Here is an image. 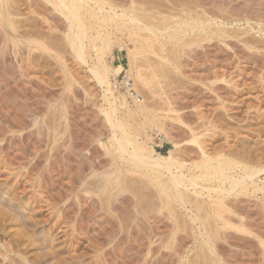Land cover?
Returning a JSON list of instances; mask_svg holds the SVG:
<instances>
[{
    "label": "rangeland",
    "instance_id": "1",
    "mask_svg": "<svg viewBox=\"0 0 264 264\" xmlns=\"http://www.w3.org/2000/svg\"><path fill=\"white\" fill-rule=\"evenodd\" d=\"M51 1L0 0V264H264V191L249 185L207 198L201 187L229 189V183L204 181L202 155L187 143L197 136L207 161L234 163V177L244 167L264 169V0H110L117 14L147 1L142 14L162 7L168 15L149 23L160 28L169 17L164 23L181 31L177 55L163 52L162 67L157 53L144 55L151 69L147 60L139 63L143 75H160L148 86L132 80L141 107L123 85L126 52L120 56L114 44L101 58L96 49L109 35L133 50L128 32L113 23L98 27L100 15L87 2L81 63L71 49L69 23ZM161 37L166 45L176 42ZM95 54L101 63L122 66L110 76L111 90L125 95L127 106L117 108L112 123L123 122L139 144L150 137L148 145L161 157L177 144L173 155L188 165L184 174L200 177L195 190L183 193L184 206L164 176L127 165L115 152L111 137L122 132L102 114L109 104L90 73L99 65ZM149 114L164 125L163 137L145 125ZM217 198L224 205L219 216Z\"/></svg>",
    "mask_w": 264,
    "mask_h": 264
},
{
    "label": "bare ground",
    "instance_id": "2",
    "mask_svg": "<svg viewBox=\"0 0 264 264\" xmlns=\"http://www.w3.org/2000/svg\"><path fill=\"white\" fill-rule=\"evenodd\" d=\"M54 1L53 3L55 4V8L58 9V12L60 11L62 14H64V19H66L69 23V26H68V29L71 30L70 32V36H69V39H71V49H73L74 53H75V57L78 59V61L80 60L81 63H85V59H84V47H85V38L87 37V32L88 30H86L87 26L85 25V22L84 19L82 18V13H81V10H83V6L87 3V2H93L94 5L96 6L95 7V10L98 11L99 13V17L96 18L97 22L100 21V25L101 26H98V27H107L110 23L114 24L115 25V28L114 29H123V31H126L128 32V36L126 37L125 35V38H128L127 41H131L130 43L133 44V50H128V49H125V47L120 43V41H113L111 42L112 40L109 39V35L103 37V38H106L105 40L103 39L102 43L100 42V45L98 46L97 49V53H99L101 55V58H103L105 55H107L109 53L110 55V52L114 46V44L116 45V47L118 48V54L121 56L123 51L126 52V57L128 58V61H129V68L127 70V73H126V77L124 78L125 80L123 81V85L126 87L127 89V95L128 96H131L132 99H133V102L135 103L136 105V102L138 100V92L137 90L134 88V84L131 83L132 80H134V78H137L139 79L143 84L144 86H148L149 83L151 82L150 80L156 75H154L155 72L153 70L152 73H150V75L148 76H145L141 73V69H140V65L139 63L140 62H143L145 60L148 59V57L146 58V56L144 57V55L148 53H151L152 55H154L155 57H157L159 54V57H158V60H160V63H158L159 66L161 65H164L163 63V60L165 59L163 57V52H167L168 54V58H169V55H171V53H173V55H177L176 54V49L178 47V45H180V42L182 43V39L180 38V23H176L175 26L179 28V31L180 32H175L172 30V27L169 26V24L164 23V21H166L169 17L167 18H164L165 20H160V24L164 25L165 26H157L158 28L154 27L152 24L154 21L153 20V17L155 15L159 16L160 13H163L161 12V9L160 10H157L158 8L155 7V11H153L151 13V15H145V14H142L148 10H146V8L144 7L146 5V3H144V5H140L141 7H137V8H140L139 10L135 9V7L133 8V10L130 12L129 11V14L124 10L122 9L121 11L122 14H117L116 10L117 8H115L116 10L114 11V9L111 7V4L110 3V0L109 2L107 0H52ZM51 1V2H52ZM128 1V0H127ZM132 4L135 3L134 0H132ZM140 1V0H139ZM143 1V0H142ZM141 1V2H142ZM152 1V0H151ZM155 1V0H153ZM160 1V0H159ZM166 1V0H165ZM172 1V0H171ZM170 1V2H171ZM144 2V1H143ZM156 2V1H155ZM162 2V0H161ZM131 3V2H130ZM137 3V2H136ZM151 3V2H150ZM173 3V2H172ZM175 3V2H174ZM180 3V2H179ZM115 4V2H114ZM113 4V5H114ZM152 4V3H151ZM154 4V3H153ZM157 4V3H156ZM155 4V5H156ZM161 4V3H160ZM170 4V3H169ZM93 5V6H94ZM163 5V4H162ZM161 5V6H162ZM175 5V4H174ZM177 5V4H176ZM123 6V5H122ZM128 6V5H127ZM139 6V5H138ZM143 6V7H142ZM154 6V5H153ZM184 6V4H183ZM182 6V7H183ZM196 6H199V5H196ZM86 7V6H85ZM88 7V6H87ZM107 7L109 8V10L107 9ZM119 7V5H118ZM147 7V6H146ZM159 7V6H158ZM165 7V6H163ZM168 7V6H167ZM191 7V6H190ZM149 8V7H148ZM151 10H153L154 7L151 6ZM160 8V7H159ZM166 8V7H165ZM175 8V7H174ZM132 9V8H131ZM167 9V8H166ZM173 8L170 7V10H172ZM191 9V8H189ZM120 10V8H119ZM165 10V9H164ZM169 10V11H170ZM168 11V9L166 10ZM177 11V10H176ZM185 11V10H183ZM196 11V10H195ZM92 12V10H91ZM90 12V13H91ZM94 12V11H93ZM175 12V10H174ZM173 12V13H174ZM180 12V10H179ZM193 12V11H192ZM191 12V13H192ZM166 13V12H165ZM163 13V14H165ZM172 13V14H173ZM178 13V12H177ZM84 14V13H83ZM86 14V13H85ZM171 14V12H170ZM182 14V13H181ZM200 14V13H199ZM91 15V14H90ZM146 16L145 18L148 20L145 21V19H142L143 17L142 16ZM168 15V13H166V16ZM175 15V14H174ZM201 15V14H200ZM204 15V14H203ZM172 16V15H171ZM182 16V15H181ZM186 16V15H185ZM193 16H196L195 13L193 14ZM84 17V16H83ZM188 17V16H187ZM204 17V16H203ZM202 17V19H203ZM91 18V17H90ZM159 18V17H158ZM161 18V17H160ZM163 18V17H162ZM161 18V19H162ZM180 18V16H179ZM9 19V18H8ZM87 19V18H86ZM92 19V18H91ZM151 20L152 24L149 23V20ZM155 19V18H154ZM171 19V17H170ZM169 19V20H170ZM191 19V18H190ZM11 20V19H10ZM157 20V19H155ZM168 20V21H169ZM159 21V20H158ZM155 22V21H154ZM204 22V21H203ZM8 23V22H6ZM11 23V22H10ZM89 23V22H88ZM188 23V21H187ZM192 23V22H191ZM200 23V21H199ZM198 23V24H199ZM206 23V22H205ZM205 23L203 25H205ZM208 23V22H207ZM157 24V23H156ZM184 24V23H182ZM195 24V23H194ZM197 24V25H198ZM97 25V24H96ZM174 25V24H173ZM186 25V23L184 24ZM202 25V24H201ZM215 25V24H214ZM260 25V24H259ZM93 26V25H92ZM153 26V27H152ZM190 26L191 28L194 26L193 24H190L188 23L187 24V27ZM199 26V25H198ZM208 26V25H207ZM210 26V25H209ZM94 27V26H93ZM114 27V26H113ZM185 26V28H187ZM196 27V26H195ZM203 27V26H202ZM206 27V26H204ZM203 27V28H204ZM90 28V26L88 27ZM87 28V29H88ZM109 28V27H108ZM177 28V29H178ZM184 28V27H183ZM189 28V29H191ZM211 28V27H210ZM213 28V27H212ZM211 28V29H212ZM96 29V28H95ZM100 29V28H99ZM125 29V30H124ZM174 29V28H173ZM91 30V29H90ZM98 30V28L96 29ZM119 30V31H120ZM193 31L195 30L194 27L192 29ZM192 30H189V31H192ZM198 30H203L202 28L198 29ZM114 31V30H113ZM117 30V32H119ZM185 31V30H184ZM216 31V29H215ZM104 32V31H103ZM122 32V31H121ZM139 32H144L145 35H147L146 37H143V36H140ZM148 34H146V33ZM211 32V30L209 31ZM98 33V32H97ZM108 33V32H107ZM120 33V32H119ZM187 33V32H186ZM226 33V32H225ZM69 34V33H68ZM105 34V33H104ZM116 34V33H115ZM127 34V33H126ZM139 34V35H138ZM185 34V33H184ZM189 34V33H188ZM198 34V33H197ZM96 35V34H95ZM143 35V34H142ZM163 35H168L167 38H169V40L173 39V42H175L173 45H169V44H164L162 43L159 38H162L161 36ZM219 35V34H218ZM217 35V36H218ZM89 36V35H88ZM134 36V37H133ZM135 36L141 38V39H135ZM220 36H222V34H220ZM264 36V34H263ZM67 37V35H66ZM96 37L98 39H100L101 37V32L99 31V33L96 35ZM192 37V36H191ZM194 37V36H193ZM68 38V37H67ZM95 38V37H94ZM121 38V37H120ZM187 38V37H185ZM198 36H196V38L192 39V42L193 41H196L195 39H197ZM202 38V37H201ZM200 40H207L206 38L205 39H201ZM212 38V37H211ZM221 38V37H220ZM227 38V36H226ZM238 38V37H237ZM88 39V38H86ZM117 39V38H116ZM190 39V38H189ZM221 39H224L223 37ZM94 40V39H93ZM115 40V39H114ZM199 40V39H198ZM199 40V41H200ZM211 40V39H210ZM91 41V40H90ZM97 41V40H96ZM101 41V40H100ZM190 42V40H187ZM262 41V40H260ZM95 42V41H94ZM99 42V41H98ZM122 42V41H121ZM244 42V41H242ZM255 42V41H254ZM263 42H264V39H263ZM184 43V41H183ZM200 43V42H199ZM251 41L248 43V42H244V44H250ZM258 43V42H257ZM93 44V43H92ZM152 44H155V46L157 45L158 49L156 51L153 50V47L151 49V46ZM254 44V43H252ZM259 44V43H258ZM264 44V43H262ZM11 45V44H10ZM13 45V44H12ZM89 45V43H88ZM186 45V44H185ZM189 45V43H188ZM251 45V44H250ZM257 45V44H256ZM254 44V46H256ZM15 46V45H13ZM97 45H95L96 47ZM192 46H195V45H192ZM197 46V45H196ZM92 47V45H91ZM156 47V48H157ZM199 47V45H198ZM11 48V47H10ZM18 48V47H16ZM148 48V49H147ZM155 48V47H154ZM155 48V49H156ZM183 48V47H182ZM262 49H264L263 47H261ZM11 49H15V48H11ZM147 49V50H146ZM17 50V49H16ZM15 50V51H16ZM19 50V48H18ZM86 50V49H85ZM149 50V51H148ZM14 51V52H15ZM179 51V49H178ZM18 52V51H17ZM15 52V53H17ZM175 52V54H174ZM180 52V51H179ZM13 53V52H12ZM157 53V54H156ZM178 53V52H177ZM86 54V53H85ZM98 54V55H99ZM166 54V53H164ZM17 55V54H16ZM99 55V57H100ZM148 55V54H147ZM150 55V54H149ZM179 55V54H178ZM87 56V55H85ZM97 55L95 54L94 58H96V61L97 63L99 64L98 67H93L91 70H90V73H92L93 77L95 78L96 80V83L98 85V87L102 90V92L104 93L103 94V98H102V101L103 102H107L109 104V108L107 110H102V114L105 116L106 120H108V123L110 124V126L112 127H115L116 129H119L121 132H122V137L120 136L119 139L116 138V136H112L111 140L115 142V152H117V154L120 156V159H123L127 165H134L138 168H150L153 172H156V174L158 173L160 176H164L168 183L170 182V186H172L173 190H175V194H174V198L179 202L181 203L182 205L185 203V199L183 196L184 192H188L190 189H194L196 187H198V184H197V181L200 177H203L202 179H204V181H212L214 179H217L219 178L221 181L220 182H228L229 184V189H225V188H217V189H213L212 187H206V188H202V190H205L206 193H207V198H209L210 196V192H215L217 193L218 195L221 194V193H224V192H233V191H236L237 189H245L246 187H248L249 185L254 189L255 192H263L264 191V183L261 181V182H257V179L264 173V169H253V168H247V167H244L243 170H241L242 172L239 174L238 177H234L232 174L229 175L230 172H232L235 168H234V163L232 162H229L228 163H224L223 160H220L217 158V160L215 161L214 164H212L210 161H207V160H210L208 159V156L207 154H205V151H203L202 147H201V142L198 141V138L197 136H192L190 137L189 141L187 142L188 144H192L194 146H197V149L200 151V156L202 155V164L201 162L199 163L200 166L202 167V169L207 172L205 174H201L200 177H196L194 175H192V172H190L191 174H184V170L187 169L188 165L185 164V162L183 160H177V158L174 157V150L173 149H177V147H179L177 144H172V149L169 150L165 157H161L158 153L155 152L154 148L151 146L148 145V143L151 142V139L150 137H146L144 141H146L144 144H139L137 143V141L135 140L134 137H130L126 132H125V128H124V123L123 122H117V123H112V116L115 114L116 110L118 107H121V108H125L127 106V98L125 95H122V94H118V95H115L112 90H111V86H112V83H111V80H110V76H114L115 77V69H122V66L119 65V66H116V67H110L106 64L101 63V61H98L99 57H96ZM172 57V56H171ZM98 59V60H97ZM101 60V59H100ZM171 60V58H170ZM103 61V59H102ZM105 61V60H104ZM172 61V60H171ZM148 62V60H147ZM159 62V61H158ZM106 63V62H105ZM85 65V64H84ZM21 66V65H20ZM97 66V64H96ZM147 67L149 69H151V65L150 63L148 62L147 63ZM162 67V66H161ZM20 68V67H19ZM162 73V72H161ZM160 73V74H161ZM160 76V75H158ZM157 76V78H158ZM161 76L163 77V75L161 74ZM154 77V79H155ZM158 81V80H157ZM130 92H133V94H131ZM110 96V98H108L107 96L108 95ZM139 102V101H138ZM138 107H141L139 106V103L138 105H136ZM155 115V114H154ZM156 116V115H155ZM146 124L147 126L149 127H154L153 129H156L157 132L161 133L160 135L163 137L166 133H165V130H164V125L162 126V123L161 121L156 118V117H153V114H149L146 116ZM191 131V130H190ZM192 133V132H191ZM144 134V133H143ZM164 134V135H163ZM193 135V133H192ZM149 136V135H148ZM129 147L131 148V150H129ZM110 148V147H109ZM221 157V156H219ZM223 158V157H222ZM212 159V158H211ZM237 165V164H236ZM235 165V166H236ZM198 166V165H197ZM196 168V165L195 167ZM198 168V167H197ZM191 170V169H190ZM202 170V171H203ZM238 171V170H237ZM228 172V173H227ZM240 172V171H239ZM204 173V172H203ZM238 173V172H236ZM108 174V173H106ZM105 174V175H106ZM194 174V173H193ZM110 175V174H108ZM107 175V179L109 178ZM119 176V174H117ZM115 175V177L117 176ZM237 175V174H236ZM113 177V178H115ZM106 178V177H104ZM116 179V178H115ZM157 179V178H155ZM117 180V179H116ZM159 182V180H157ZM119 182V181H118ZM199 183V182H198ZM203 183V182H202ZM118 184V183H117ZM156 184H160V183H157ZM162 184V183H161ZM211 184V183H210ZM227 184V183H226ZM108 185V184H106ZM106 185L104 187H106ZM110 185H116V182H111L110 181ZM227 185V186H228ZM207 186V185H206ZM221 186V185H220ZM224 186V185H223ZM109 188V186H108ZM106 191V190H105ZM170 191V190H169ZM239 191V190H238ZM166 193V192H165ZM193 194H196V193H193ZM198 194V193H197ZM213 194V193H211ZM200 196V195H199ZM221 196V195H220ZM186 198V197H185ZM211 198V197H210ZM218 200H216L214 202L215 206H214V209L216 211V216H219L222 211L224 210V205L221 201V198H217ZM212 202V201H211ZM189 203V201L187 202ZM201 204V203H200ZM200 204H196V205H200ZM195 205V206H196ZM184 206V205H183ZM213 206V204H212ZM198 206H196L197 208ZM195 208V209H196ZM213 208V207H212ZM210 208V209H212ZM199 209V208H198ZM202 209V208H200ZM197 211V210H196ZM212 214V213H211ZM195 217V216H194ZM216 220H218V218H216ZM216 222V225H218V222L217 221H214V223ZM222 222V221H221ZM220 223V222H219ZM222 225L226 226V224L224 223H221ZM220 225V224H219ZM220 225V227L222 226ZM202 225H200L201 227ZM228 226V225H227ZM219 228V227H218ZM222 228V227H221ZM224 228V227H223ZM215 229V228H214ZM214 233V232H213ZM208 234H210L208 232ZM215 234H216V231H215ZM204 237V236H202ZM211 239V235H207V240H210ZM206 240V242H207ZM208 248V247H207ZM113 250V249H112ZM210 250L212 251V249L210 248ZM219 263V262H218Z\"/></svg>",
    "mask_w": 264,
    "mask_h": 264
}]
</instances>
